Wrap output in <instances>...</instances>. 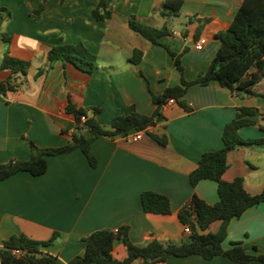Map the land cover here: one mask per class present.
I'll return each mask as SVG.
<instances>
[{
	"label": "crops",
	"instance_id": "1",
	"mask_svg": "<svg viewBox=\"0 0 264 264\" xmlns=\"http://www.w3.org/2000/svg\"><path fill=\"white\" fill-rule=\"evenodd\" d=\"M99 1L0 0V82L12 73L2 66L5 53L31 63L26 73L17 74L18 89H0V162L29 159L31 140L42 147L67 144L77 125L75 114L66 110L70 101L88 108L104 125L129 113L132 105L141 113H154L153 95L182 83L166 46L176 52L188 48L182 57L184 75L196 78L220 47L216 33L231 24L243 2L184 0L179 16H165L161 13L165 0H107L112 14L103 20L93 14ZM132 15L156 26L167 24L173 32L154 43L130 27ZM201 37L206 43L198 49ZM79 42L97 56L93 72L72 62L50 65L51 45ZM135 49L143 51L137 63L132 61ZM256 90L257 95L235 94L216 80L193 84L182 97L189 108L178 101L164 104L165 118L151 128L166 135V144L147 133L135 141L99 136L91 145L96 166L76 148L48 155V168L41 174L19 171L0 180V246L14 234L47 241L57 233L43 250L56 255L59 264H69L75 255L85 253L84 238L99 229L129 225L130 238L141 246L153 239L181 241L187 235L179 210L193 193L210 203L220 198L217 181L205 178L194 186L190 174L205 151L224 146L225 126L239 107L256 109L249 116L255 123L242 127L240 134L264 137V78ZM228 162L226 180L241 176L251 193L263 191L264 144L234 148ZM144 190L166 194L172 212L145 211ZM220 225L217 220L209 230L217 231ZM232 241L241 242L251 254H264V201L231 220L224 248ZM113 255L127 256L121 239L115 242ZM160 264L237 263L224 255L206 259L192 254L173 255ZM251 264L264 262L254 259Z\"/></svg>",
	"mask_w": 264,
	"mask_h": 264
},
{
	"label": "trees",
	"instance_id": "2",
	"mask_svg": "<svg viewBox=\"0 0 264 264\" xmlns=\"http://www.w3.org/2000/svg\"><path fill=\"white\" fill-rule=\"evenodd\" d=\"M183 2L184 0H165L161 13L165 16H179ZM93 14L98 19L110 18L112 12L107 0H100L93 9ZM129 25L154 43H160L159 39L163 35L173 32L167 24L156 26L139 19L136 15L130 16ZM216 36L221 40V44L208 69L201 71L196 78L190 80L184 75L185 68L182 61L188 48L186 47L182 52H176L166 46L181 72L182 83L169 86L163 93L153 95V100L157 104L154 113H141L132 105L129 113L118 114L111 124L104 125L95 115L89 114L88 108L78 107L70 101L66 110L74 113L77 121L70 141L59 147H42L31 140L29 159L0 162V180L19 171L41 174L48 168V155L76 148L82 149L90 163L96 166L98 159L91 153V145L99 136L126 137L133 130H145L148 135L166 144V135H159L151 128L165 118L161 108L170 98L189 108L182 97L188 88L196 83L208 84L216 80L235 94L257 95L256 86L264 78V0H243L231 24L226 29L218 31ZM142 55V50L135 49L132 61L139 62ZM47 56L50 65L61 61L72 62L86 72H93L97 68L96 54L83 42L51 45ZM30 64L29 60L14 57L9 52L5 53L2 66L11 69L12 73L5 82H0V89L2 91L15 89L17 74L26 73ZM255 113L254 108L239 107L236 117L225 126L224 146L217 150L205 151L199 159V164L191 172L190 178L194 186L205 178L217 181L220 198L216 203H210L195 192L180 208L181 221L189 224L192 229L187 237L181 241L153 239L141 246L130 238L129 225H122L114 230L99 229L84 238L87 241L85 253L75 255L69 264H118L133 261H139L141 264H160L173 255L192 254H200L206 259L224 255L237 264H251L254 259L264 262V254L249 253L241 242L232 241L229 248H224L223 245L228 236L231 220L242 215L249 207L264 201V189L260 193L253 194L247 189L243 177L238 176L233 180L224 178V173L229 167L230 150L239 146L264 144V137L244 138L240 134L242 127L255 123V120L249 117ZM83 115L86 116V120L82 119ZM86 130L91 134H88ZM142 203L147 212H172L170 198L155 190H144ZM217 220L221 221L219 229L209 230L212 223ZM56 236L57 233L50 240L40 241L24 234L11 235L0 246V262L2 264H59L56 255L43 250ZM120 239L127 247V256L124 259H117L113 255L115 242ZM16 249L20 250V253H16Z\"/></svg>",
	"mask_w": 264,
	"mask_h": 264
},
{
	"label": "built area",
	"instance_id": "3",
	"mask_svg": "<svg viewBox=\"0 0 264 264\" xmlns=\"http://www.w3.org/2000/svg\"><path fill=\"white\" fill-rule=\"evenodd\" d=\"M205 43H206V38L205 37H201V38H199L197 40L196 47L198 49H202L204 47ZM19 87H20L19 82L16 81L15 88L18 89ZM174 102H176V100L174 98H170L167 103H174ZM82 119L86 120V116L83 115ZM145 133H146L145 130H133L125 138L135 141V140L141 139ZM191 232H192V229H191L190 225L189 224H185L184 225V234L188 236ZM15 252L16 253H20V250L16 249ZM138 264H141V263L138 262Z\"/></svg>",
	"mask_w": 264,
	"mask_h": 264
},
{
	"label": "rangeland",
	"instance_id": "4",
	"mask_svg": "<svg viewBox=\"0 0 264 264\" xmlns=\"http://www.w3.org/2000/svg\"><path fill=\"white\" fill-rule=\"evenodd\" d=\"M174 18H176V17H174ZM185 225V224H184ZM187 237V236H186Z\"/></svg>",
	"mask_w": 264,
	"mask_h": 264
}]
</instances>
